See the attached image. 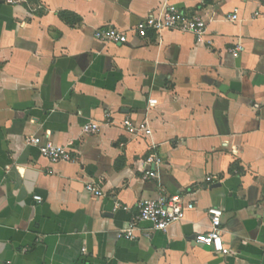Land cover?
<instances>
[{
    "label": "crops",
    "instance_id": "crops-1",
    "mask_svg": "<svg viewBox=\"0 0 264 264\" xmlns=\"http://www.w3.org/2000/svg\"><path fill=\"white\" fill-rule=\"evenodd\" d=\"M17 1L0 2V264H264V0ZM163 8L201 15L202 41L138 36ZM107 27L128 42L95 37ZM127 116L152 134L130 135ZM32 136L73 160L52 163ZM173 194L195 204L183 220L119 238L140 201ZM210 207L224 211L227 255L196 242Z\"/></svg>",
    "mask_w": 264,
    "mask_h": 264
},
{
    "label": "built area",
    "instance_id": "built-area-1",
    "mask_svg": "<svg viewBox=\"0 0 264 264\" xmlns=\"http://www.w3.org/2000/svg\"><path fill=\"white\" fill-rule=\"evenodd\" d=\"M9 3L15 4L17 0H8ZM238 13L230 15L229 19L238 20ZM207 29V22L199 14H190L181 9H167L163 8L159 11H151L148 16L141 19L135 31L138 36L144 38L150 31L160 32L162 30H173L184 33H192L196 36L198 41H202V36ZM95 37L105 42H112L115 44H124L128 42V35L126 32L119 30L116 27H107L99 29L95 33ZM243 50V46L239 45L231 49L233 55H239ZM109 117V116H108ZM111 122L110 120L108 121ZM123 127L130 135H144L152 134V129L146 121L134 122L131 117L127 116L123 122ZM101 131V125L97 122H88L83 127V132L86 134H98ZM29 145L38 147L40 154L50 160L52 163L61 161H72V154L67 146L56 145L52 142L41 143L40 138L30 137L27 139ZM150 166H156L162 162V159L156 154H152L147 158ZM156 177V171L149 169L144 179H151ZM216 176H208L207 181L212 182L216 180ZM86 190L96 197L104 196V192L95 184L88 183L85 186ZM35 200L42 202L43 198L39 195L34 196ZM126 208V207H125ZM195 208L192 202L186 203L181 194H173L170 196H163L157 199H145L137 204L138 214L131 220L128 228L119 232L118 236L125 240H136L139 235L136 233L140 230L143 223H148L150 228L142 229V235L146 238H151L153 232L166 231L168 227L177 221H181L186 217L188 210ZM211 221V228L207 232L197 234L196 242L200 245L211 248L219 255H227L230 253L228 246L223 238V215L224 211L218 207H210L207 210Z\"/></svg>",
    "mask_w": 264,
    "mask_h": 264
},
{
    "label": "trees",
    "instance_id": "trees-1",
    "mask_svg": "<svg viewBox=\"0 0 264 264\" xmlns=\"http://www.w3.org/2000/svg\"><path fill=\"white\" fill-rule=\"evenodd\" d=\"M63 15L68 21H71V22H73L75 24L76 17H77L75 14H73V15L67 14L66 15L65 13H63Z\"/></svg>",
    "mask_w": 264,
    "mask_h": 264
},
{
    "label": "water",
    "instance_id": "water-1",
    "mask_svg": "<svg viewBox=\"0 0 264 264\" xmlns=\"http://www.w3.org/2000/svg\"><path fill=\"white\" fill-rule=\"evenodd\" d=\"M4 0H0V2H3Z\"/></svg>",
    "mask_w": 264,
    "mask_h": 264
}]
</instances>
